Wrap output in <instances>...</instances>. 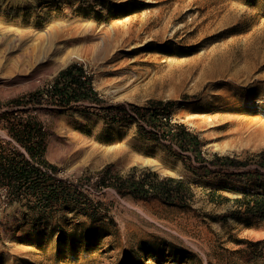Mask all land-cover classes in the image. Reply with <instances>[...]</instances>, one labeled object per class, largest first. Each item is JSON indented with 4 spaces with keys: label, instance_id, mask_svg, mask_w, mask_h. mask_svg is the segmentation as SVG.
I'll list each match as a JSON object with an SVG mask.
<instances>
[{
    "label": "rangeland",
    "instance_id": "obj_1",
    "mask_svg": "<svg viewBox=\"0 0 264 264\" xmlns=\"http://www.w3.org/2000/svg\"><path fill=\"white\" fill-rule=\"evenodd\" d=\"M51 37L64 53L29 57ZM223 56L242 58V66L244 58L254 61L255 99L264 101V0H0V160L18 151L32 164L54 166L52 175L81 192L51 205L40 204L39 193L11 195L0 211V264H264V219L227 216L235 203L220 198L253 186L224 173L198 175L193 152L143 119L158 108L164 121L199 136L207 158L245 159L264 149H216L221 87L209 74ZM72 63L93 76L101 104L28 101ZM130 103L141 107L136 119L107 115L110 106ZM246 104L241 116L264 111L259 102ZM22 120L39 131L26 135ZM108 165L112 174L150 169L190 180L191 195L177 205L99 188Z\"/></svg>",
    "mask_w": 264,
    "mask_h": 264
},
{
    "label": "trees",
    "instance_id": "obj_2",
    "mask_svg": "<svg viewBox=\"0 0 264 264\" xmlns=\"http://www.w3.org/2000/svg\"><path fill=\"white\" fill-rule=\"evenodd\" d=\"M28 101L39 104L48 101L59 107H69L73 103L82 101L101 104L103 99L94 86L93 76L88 74L81 64L72 63L59 72L49 88L31 93ZM16 103L21 104V100H17ZM157 109L147 110L143 114V119L149 126L170 134L184 151L193 152L194 159L199 164L190 166L195 173L202 176L224 173L238 182L253 186L251 189L244 190L237 198L220 196L221 202L235 203L236 209L227 216L249 215L264 219V149L245 159L219 154L207 158L202 152L201 140L197 134L187 130L184 124H174L168 118L164 121ZM140 110L141 107L133 103L119 104L110 106L107 109V115L111 120L119 122L125 119H136L133 112ZM21 122L26 135L31 136L39 131L35 122L30 120ZM139 126L142 131L145 130L142 124ZM15 136L22 141V136L18 132ZM29 151L34 152L30 148ZM110 168L111 165H108L100 171V177L95 183L97 187H112L118 193L130 195L136 199L160 197L168 203L177 205L187 204L188 197L191 195L190 180L172 176L162 177L158 172L150 169L145 170L139 177L135 173L112 174ZM51 170L57 171L54 166L45 162L32 164L23 154L13 151L6 156H1L0 181H7L5 185L9 188L10 195L15 197L23 191L39 193L42 205H51L60 199H73L75 193L81 195V192L73 188L67 179L57 178L49 172ZM46 190H49L48 195L45 194Z\"/></svg>",
    "mask_w": 264,
    "mask_h": 264
},
{
    "label": "bare ground",
    "instance_id": "obj_3",
    "mask_svg": "<svg viewBox=\"0 0 264 264\" xmlns=\"http://www.w3.org/2000/svg\"><path fill=\"white\" fill-rule=\"evenodd\" d=\"M58 38L51 37L47 41H45L46 39L38 40L29 57L37 59L41 54L43 56L44 53L53 50L63 52L64 47L55 44ZM243 60L246 62L244 66L240 65L242 58L228 60L223 56L214 58L212 61V69L209 75L213 78L214 85L221 87L218 92V106H220L221 112L213 117L218 122L215 126L218 132L216 138L220 139L221 143L216 146V149L220 153H227L236 147L264 144V111L254 112L252 110L249 111L250 116H241V112L247 109L246 102L249 100L259 102L261 103L259 106L264 107L263 100L257 101L255 99L257 93L254 90L259 78L257 75L254 76L255 70L252 67L254 61L251 58H244Z\"/></svg>",
    "mask_w": 264,
    "mask_h": 264
},
{
    "label": "built area",
    "instance_id": "obj_4",
    "mask_svg": "<svg viewBox=\"0 0 264 264\" xmlns=\"http://www.w3.org/2000/svg\"><path fill=\"white\" fill-rule=\"evenodd\" d=\"M10 196L9 188L6 185L0 186V211L9 206Z\"/></svg>",
    "mask_w": 264,
    "mask_h": 264
}]
</instances>
